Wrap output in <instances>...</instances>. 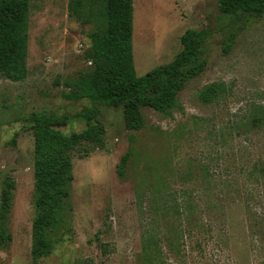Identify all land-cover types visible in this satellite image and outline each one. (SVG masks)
Segmentation results:
<instances>
[{"label": "rangeland", "instance_id": "1", "mask_svg": "<svg viewBox=\"0 0 264 264\" xmlns=\"http://www.w3.org/2000/svg\"><path fill=\"white\" fill-rule=\"evenodd\" d=\"M28 1V77H0V187L4 178L16 183L12 242L0 264H34V137L26 120L44 112L74 118L92 106L63 96L64 83L90 67L91 1L81 14L69 0ZM188 30L210 32L206 70L179 94L180 108L144 109L142 131L126 129L122 109L100 106L106 147L73 153V230L39 264H144L148 230L168 264H264V15L224 16L219 0H134L137 76L172 62ZM213 83L227 94L205 105L198 95ZM85 127L73 120L59 130ZM93 167L106 169V178H90ZM170 240L180 253L167 248Z\"/></svg>", "mask_w": 264, "mask_h": 264}, {"label": "trees", "instance_id": "2", "mask_svg": "<svg viewBox=\"0 0 264 264\" xmlns=\"http://www.w3.org/2000/svg\"><path fill=\"white\" fill-rule=\"evenodd\" d=\"M87 1H91L96 24L89 34L91 46L85 53L90 67L64 83L68 92L63 96L71 102L88 100L92 106L74 118L44 112L31 114L26 120L34 137L35 216L31 250L34 264L48 258L55 246L73 230L72 155L81 149L85 153L91 149H105L106 128L100 119V106L122 109L126 129L142 131L146 127L143 110L166 115L180 108L179 94L190 81L203 74L208 65L206 45L210 32L188 30L182 36V50L172 62L137 76L133 53L134 0H69V8L81 14ZM219 10L228 17H260L264 15V0H219ZM29 12L28 0H0V77L12 82H21L29 74ZM234 40V35L229 37L228 50ZM57 85H61V77ZM227 90L224 83H213L200 91L198 99L211 105L224 97ZM73 120L85 123V129L70 134L59 130ZM260 121L257 118V122ZM132 156L131 149L122 157L119 177L125 176ZM259 172L264 177V166ZM15 189L13 180H2L0 250H7L12 242L9 221ZM159 241L152 231L144 234V264H168L160 256ZM176 241H167V248L180 253L181 244Z\"/></svg>", "mask_w": 264, "mask_h": 264}, {"label": "clouds", "instance_id": "3", "mask_svg": "<svg viewBox=\"0 0 264 264\" xmlns=\"http://www.w3.org/2000/svg\"><path fill=\"white\" fill-rule=\"evenodd\" d=\"M107 170L106 169H97L95 167L92 168V171L90 173V178L92 179H100V178H106Z\"/></svg>", "mask_w": 264, "mask_h": 264}]
</instances>
